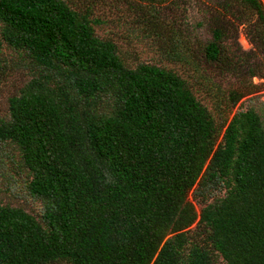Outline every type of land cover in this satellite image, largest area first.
<instances>
[{"label":"trees","instance_id":"trees-1","mask_svg":"<svg viewBox=\"0 0 264 264\" xmlns=\"http://www.w3.org/2000/svg\"><path fill=\"white\" fill-rule=\"evenodd\" d=\"M138 1L160 37L163 0ZM232 1L264 41V0ZM81 7L0 0V48L34 75L10 97L0 141L18 146L43 204L38 215L0 201V264H264L263 119L251 108L219 121L182 76L130 65ZM228 34L212 28L208 61L236 56ZM244 95L222 98L231 111Z\"/></svg>","mask_w":264,"mask_h":264},{"label":"rangeland","instance_id":"rangeland-1","mask_svg":"<svg viewBox=\"0 0 264 264\" xmlns=\"http://www.w3.org/2000/svg\"><path fill=\"white\" fill-rule=\"evenodd\" d=\"M68 1L75 7L90 8L96 33L113 38L130 65L154 64L186 79L219 121L227 114L232 118L237 111L252 108L264 122V41L257 16L246 7L230 0H163L162 23L156 28L160 37H156L150 35L149 25L155 19L146 16V7L145 11L137 6L138 0ZM217 25L231 33L236 56L230 63L216 64L204 56L202 48ZM163 46L177 48L180 60L164 55ZM29 66V59L7 43L0 48V121L9 120L10 97L20 94L33 78ZM232 90L245 95L230 111L231 103L223 98ZM20 155L15 143L0 141V201L40 215L43 204L28 192Z\"/></svg>","mask_w":264,"mask_h":264}]
</instances>
